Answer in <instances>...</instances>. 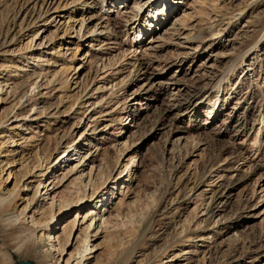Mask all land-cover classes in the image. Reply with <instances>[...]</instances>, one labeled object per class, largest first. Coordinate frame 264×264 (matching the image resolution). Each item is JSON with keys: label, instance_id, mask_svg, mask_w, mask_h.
<instances>
[{"label": "rangeland", "instance_id": "374dc122", "mask_svg": "<svg viewBox=\"0 0 264 264\" xmlns=\"http://www.w3.org/2000/svg\"><path fill=\"white\" fill-rule=\"evenodd\" d=\"M0 247L264 264V0H0Z\"/></svg>", "mask_w": 264, "mask_h": 264}, {"label": "bare ground", "instance_id": "6f19581e", "mask_svg": "<svg viewBox=\"0 0 264 264\" xmlns=\"http://www.w3.org/2000/svg\"><path fill=\"white\" fill-rule=\"evenodd\" d=\"M104 3L105 2H102V6H101V8H102V10H103V8H104ZM99 8H100V5H99ZM100 8V9H101ZM192 94L189 96V99H188V104H190V105H194V106H196L197 105V103H198V101H200L202 98H203V96L206 94V93H208L209 92V90L206 88V87H202V88H199V87H197L196 89L194 88V90H192ZM174 106V105H173ZM166 110H169V109H165V111ZM164 111V110H163ZM169 112V111H168ZM217 162V159H215V160H212V161H210V165L208 164V166L210 167V168H212L213 167V165L215 164ZM87 246V245H86ZM85 250H88L86 247H85ZM0 251H3V249L0 247ZM7 252V251H6ZM83 256H81V258H82Z\"/></svg>", "mask_w": 264, "mask_h": 264}, {"label": "clouds", "instance_id": "9594fccd", "mask_svg": "<svg viewBox=\"0 0 264 264\" xmlns=\"http://www.w3.org/2000/svg\"><path fill=\"white\" fill-rule=\"evenodd\" d=\"M34 241H35V237L32 238V241H30V243ZM28 247H29V244L22 243V242L20 243L13 242V251L17 255H23L27 251ZM4 264H11L10 256L5 258Z\"/></svg>", "mask_w": 264, "mask_h": 264}, {"label": "water", "instance_id": "95a60500", "mask_svg": "<svg viewBox=\"0 0 264 264\" xmlns=\"http://www.w3.org/2000/svg\"><path fill=\"white\" fill-rule=\"evenodd\" d=\"M19 264H31L30 262H23L21 261Z\"/></svg>", "mask_w": 264, "mask_h": 264}]
</instances>
